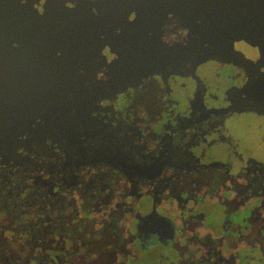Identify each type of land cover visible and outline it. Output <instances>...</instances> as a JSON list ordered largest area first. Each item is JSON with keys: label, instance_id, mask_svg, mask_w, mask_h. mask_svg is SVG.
Returning <instances> with one entry per match:
<instances>
[{"label": "flooded vegetation", "instance_id": "obj_1", "mask_svg": "<svg viewBox=\"0 0 264 264\" xmlns=\"http://www.w3.org/2000/svg\"><path fill=\"white\" fill-rule=\"evenodd\" d=\"M217 22L2 148L0 264H264V0Z\"/></svg>", "mask_w": 264, "mask_h": 264}, {"label": "water", "instance_id": "obj_2", "mask_svg": "<svg viewBox=\"0 0 264 264\" xmlns=\"http://www.w3.org/2000/svg\"><path fill=\"white\" fill-rule=\"evenodd\" d=\"M245 1L0 0V151L33 123L66 114L87 83L97 90L99 72L116 80L178 41L201 59L221 13ZM179 31L188 33L173 40Z\"/></svg>", "mask_w": 264, "mask_h": 264}]
</instances>
